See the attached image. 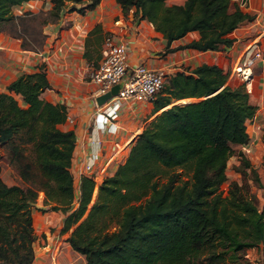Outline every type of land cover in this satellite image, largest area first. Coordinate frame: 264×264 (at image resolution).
<instances>
[{
	"label": "trees",
	"instance_id": "obj_1",
	"mask_svg": "<svg viewBox=\"0 0 264 264\" xmlns=\"http://www.w3.org/2000/svg\"><path fill=\"white\" fill-rule=\"evenodd\" d=\"M22 1L26 0H0V31L16 38L21 49L39 52L46 38L43 26L57 21L65 2L83 0H50L47 10L14 15L12 6ZM96 1L76 11L82 13ZM114 1L122 14L140 10V16L165 38L164 52L173 49L170 41L189 31L198 37L181 47L197 51L228 47L229 33L249 19L231 0ZM106 34L94 24L84 46H98ZM87 54L84 51L86 59ZM227 76V70L206 63L166 75L151 100L157 113L132 138L114 172L96 185L91 202L92 179L81 175L75 188L69 170L74 133L58 127L65 120V108L39 97L49 86L44 64L9 81L0 91V145L12 165L18 159L15 152L28 144L41 182L21 186L0 178V264L32 263L30 204L38 192L47 209L65 214L60 231H68L65 240L85 264H196L199 253L214 240L223 242V254L235 260L245 248L264 243V181L240 150L236 170L241 176L251 175L262 189V203L256 205V196L244 183L230 181L225 194L220 189L226 181L227 159L235 154V146L247 142L245 121L255 112L244 84L231 87ZM188 98L194 100L177 102ZM177 167L190 171L188 184L176 178ZM27 173L18 171L22 180ZM159 173L166 175L162 182L156 177Z\"/></svg>",
	"mask_w": 264,
	"mask_h": 264
},
{
	"label": "crops",
	"instance_id": "obj_2",
	"mask_svg": "<svg viewBox=\"0 0 264 264\" xmlns=\"http://www.w3.org/2000/svg\"><path fill=\"white\" fill-rule=\"evenodd\" d=\"M89 1L83 0L77 4L83 6ZM182 1L165 0V3L180 4ZM231 1L248 14L249 19H243L229 33L232 42L228 47L205 51L181 47L198 37L196 31H189L170 41L169 48L173 49L164 52L165 38L140 16V10L131 8L122 14L114 0H97L92 8L84 9L82 13L67 11L63 6L57 21L43 26L46 38L42 55L21 49L16 38L5 31H0V91H4L6 84L18 74L34 71L39 63L44 64L49 86L39 94V97L50 103L63 105L66 115L72 119V122L65 119L58 127L72 129L74 133L75 140L69 166L73 180L77 183L79 177L86 174L81 172V168L92 155L95 156L92 171L99 181L104 176L111 175L126 157L130 140L157 112L152 111L151 101L126 100L119 105L114 121L115 131L102 133L96 131L99 126L93 118L95 97H92L95 86L87 80V73L104 54V49L102 43L98 46L85 47L84 39L92 26L98 23L102 31L124 41L126 60L130 66L145 63L151 68H161L168 75L176 70H182L177 66L181 61L183 64L191 65L190 68L201 63L215 64L228 71L229 86L243 83L250 103L255 106V112L245 121L247 142L235 146V150L243 152L250 165L254 167L264 160V59L254 62L246 81L240 79L233 71V67L239 61L245 45L253 40L260 42L264 54V0H245L244 5L239 4V0ZM49 3L50 0H26L13 5L11 11L14 15H20L25 11L38 12L47 9ZM93 47L95 50H92ZM84 51L88 52V59L84 57ZM96 135L101 139L99 144L95 141ZM263 164L261 163V166ZM0 178L4 183L11 184V181L2 178L1 169ZM75 205L76 201L73 206ZM46 206L42 204V194H38L30 215L36 239L37 236H43L45 239L44 241L41 239L40 245H33L34 258L31 264H77L80 258L85 264L84 257L71 250L65 240H57L61 244L56 259L49 260L48 253L43 252L44 247L54 245L49 243L48 239L54 238L55 233L52 231L62 225V218L65 215L58 210L46 209ZM67 234L68 232L65 236ZM44 243L46 246L43 247Z\"/></svg>",
	"mask_w": 264,
	"mask_h": 264
},
{
	"label": "built area",
	"instance_id": "obj_3",
	"mask_svg": "<svg viewBox=\"0 0 264 264\" xmlns=\"http://www.w3.org/2000/svg\"><path fill=\"white\" fill-rule=\"evenodd\" d=\"M239 4L244 5L245 0H239ZM102 47L104 54L94 66L90 67L87 73V80L95 86L92 97L104 93L113 84L119 83L120 86L116 94L107 98L100 105L96 104L95 100H93V118L99 126L96 129L98 133L115 131L116 126L114 125V121L117 118V111L121 102L126 100L151 101L162 87L167 75L161 68H151L145 63L130 66L126 60L124 41L116 39L110 33L104 36ZM37 53L42 55L41 51ZM259 59H264V54L262 53L260 42L253 40L251 43L245 45L239 61L233 67V71L238 74L240 79L246 81L251 74L250 68ZM65 119L68 122H72L71 117L68 115H65ZM95 141L97 144L101 142L98 135L95 136ZM94 160L95 156L92 155L90 160L83 163L81 168V172L86 173L83 175H88L94 182L93 193L95 192L96 185L100 182L92 171ZM244 251H246V254L247 249ZM54 256L56 257L57 254L55 255L54 253ZM50 258L54 260L52 254H50Z\"/></svg>",
	"mask_w": 264,
	"mask_h": 264
},
{
	"label": "rangeland",
	"instance_id": "obj_4",
	"mask_svg": "<svg viewBox=\"0 0 264 264\" xmlns=\"http://www.w3.org/2000/svg\"><path fill=\"white\" fill-rule=\"evenodd\" d=\"M51 5L52 4L49 3V7L47 9H49L51 7ZM79 7H81V6H78V4L74 3V2H65V5H64V8L67 11H72L71 9H73V8H74V11H76V8H79ZM47 9H45V10H47ZM33 23L35 24V26L37 25L36 22H33ZM38 28H39V26H36V29H38ZM177 66L179 68H181L182 70H186V71L191 69L190 68L191 65L183 64L182 61L179 62L177 64ZM226 83H227V79H226ZM16 98L19 101V98L18 97H16ZM191 100H194V99L188 98V99H184L182 101L178 100L177 102H187V101H191ZM147 122L145 124H147ZM22 146H23L22 147L23 149L21 150V152H15V154L18 155V159L16 161H14L13 164L11 165L10 163L7 162V159H9V154H7L6 151L4 150V148L0 145V169L2 172V178L8 182L11 181L10 182L11 184H18L21 186H26V184H31L32 186H38L39 185L38 183L41 182L40 181L41 178H40V175L37 171L36 165L33 163V155L31 154V152L29 150L28 144H23ZM236 151L237 150H235V154L230 156L226 162V168H225L226 181L223 184H221V186H220V189L222 190V194H225V191H226V188H227V185L229 184V182L232 180H235L238 184L242 185V183H244V186L246 185L247 189L250 190V192L254 193V195L256 196V205L260 206V204L262 203V200L260 198V193H261L262 189L257 188L255 186L256 184L250 180V178H249V177H251L250 174L247 173L245 176H241L239 174V172L236 170V167L238 166V163H239L238 157L236 156ZM236 162H237V164H236ZM261 163H264V160L260 161L259 164L254 166V167H255L256 173L259 177V180L261 182H263L264 181V164L261 166ZM15 166L17 168H19L18 171L23 169V172L29 173V174L27 173L28 177H26L25 180H22L19 177L18 171L15 168ZM174 172L176 174V178H180L182 180H185L187 184L189 183L190 171H188L187 169H182V168L177 167V168H174ZM156 177L158 178V180L160 182H162L165 180L166 175L163 173H159ZM30 182H32V183H30ZM73 183H74V187H76V181H73ZM38 194H42V192H38ZM38 194H37V196H38ZM42 197H43V195H42ZM93 198H94V195L92 196L90 202L93 200ZM36 199H37V197H36ZM34 202L30 204L31 209L34 207ZM47 208H48V206H46V209ZM49 210H51V209H49ZM61 224H62V222H61ZM61 226L62 225H60V227L58 226L55 230L52 231L55 233L54 238L48 239L49 243L54 244L53 246L44 247V246H46V243L42 244L44 247L43 252L48 253L47 257L49 258V260H52V258H50V254H52L53 259H56L57 256L55 257L54 253L56 255L57 250H58V252H60V244L61 243H59V241L65 240V238H66L65 235L68 231L61 232L60 231ZM112 229H114L113 225L109 227V230H112ZM41 239H43L42 241H44L45 238L43 236H37V239H36V237H35V239L33 241V243H34L33 245H35V246L40 245ZM57 240H59V241H57ZM217 242L218 241L214 240V241H211L210 246L205 245V247L199 253L196 264H264V243H259L255 247L253 246V247L245 248L244 250L247 249L246 254H245L246 251H244V250L240 251L238 253V256L236 257V259L231 260V259L227 258L222 252L223 242L222 243H219V242L217 243ZM57 246H58V248H57ZM77 264H83L81 258L78 260Z\"/></svg>",
	"mask_w": 264,
	"mask_h": 264
},
{
	"label": "water",
	"instance_id": "obj_5",
	"mask_svg": "<svg viewBox=\"0 0 264 264\" xmlns=\"http://www.w3.org/2000/svg\"><path fill=\"white\" fill-rule=\"evenodd\" d=\"M119 83L113 84L107 91H105L104 93L98 95L95 97V102L96 104L100 105L101 103H103L107 98H109L110 96L116 94L117 89L119 88Z\"/></svg>",
	"mask_w": 264,
	"mask_h": 264
}]
</instances>
